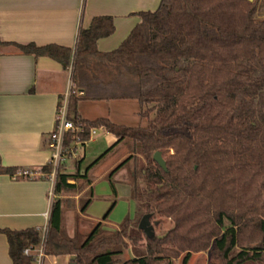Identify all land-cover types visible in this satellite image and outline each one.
Instances as JSON below:
<instances>
[{
  "label": "trees",
  "instance_id": "16d2710c",
  "mask_svg": "<svg viewBox=\"0 0 264 264\" xmlns=\"http://www.w3.org/2000/svg\"><path fill=\"white\" fill-rule=\"evenodd\" d=\"M257 10L249 0H161L156 10L139 13L140 23L111 51L97 42L114 33L112 16H95L80 28L74 47L18 45L71 68L68 116L84 125L82 139L104 127L116 144L133 142V154L111 175L144 159L131 178L135 218L115 231L98 223L78 245L62 233L63 200L56 198L46 254L75 256L74 264H174L181 256L189 264L192 254L210 251V264H264V20L256 19ZM111 99H136L147 126L78 115L80 100ZM156 151L166 170L153 159ZM73 177L84 179L58 173L57 195L89 183L77 187L68 182ZM144 214L154 227L164 219L172 225L148 237L138 227ZM0 232L14 264H35L25 248L41 242L37 229ZM143 238V253L120 261L129 242L137 246Z\"/></svg>",
  "mask_w": 264,
  "mask_h": 264
},
{
  "label": "crops",
  "instance_id": "0c3cea01",
  "mask_svg": "<svg viewBox=\"0 0 264 264\" xmlns=\"http://www.w3.org/2000/svg\"><path fill=\"white\" fill-rule=\"evenodd\" d=\"M160 1L0 0V228H34L41 237L45 230L47 235L49 219L45 214H50L52 208L49 200L51 151L48 140L56 127L58 106L71 82V71L62 63L49 56L24 53L18 45L33 43L38 46L57 44L74 47L80 28H87L95 16H112L114 33L97 42L99 50L111 51L119 47L140 23L139 13L156 10ZM131 100H80L77 112L87 120L106 117L116 124L126 125L118 120L127 116L126 103ZM89 108L98 113L93 117L87 115ZM136 112L139 114L140 108ZM101 130V151L86 163V145ZM117 140L115 134L100 127L82 147L76 146V151L69 153L61 166L60 172L80 173L89 182L81 190L55 196V199L63 200L62 233L78 245L85 242L98 223L106 231L119 228L122 223H113L109 218L118 204L120 191L127 199L135 201L131 178L136 159L127 161L113 175L110 174L134 152L132 141L125 139L116 144ZM68 142L72 143L71 137ZM130 163L133 165L130 178H124L122 181L126 186L123 190L119 189L116 179L122 176ZM24 169L38 172V175L24 176L20 173ZM102 177L108 180L112 194L96 193V185ZM84 179L73 177L68 182L78 187ZM114 200L116 205L105 218ZM135 208L137 214L136 202ZM41 243L42 238L39 244L26 248H30V254L35 257ZM9 249L7 235L0 232V264H14ZM73 260L69 254L45 253L40 264H74ZM35 264L39 263L35 261Z\"/></svg>",
  "mask_w": 264,
  "mask_h": 264
},
{
  "label": "rangeland",
  "instance_id": "374dc122",
  "mask_svg": "<svg viewBox=\"0 0 264 264\" xmlns=\"http://www.w3.org/2000/svg\"><path fill=\"white\" fill-rule=\"evenodd\" d=\"M253 1L258 2V10L256 13V19L258 21L264 20V0H253ZM126 104H127L126 110H127L128 114L126 117L120 118L121 120H118V121L121 123H124L126 125H129V126H147L148 120L145 118H141L140 115L137 114V112H136L140 108L138 101L133 99L131 101H128V103H126ZM86 111H87L86 114L91 115L92 117H93V115L95 116L96 113H98L97 111H94V108L93 109L89 108V111L88 110H86ZM92 112L94 114H92ZM123 115H124V113H123ZM102 133H103L102 130L98 131L97 137L86 145V150H87L86 163H88L93 157H95L98 153H100V151H101L100 147H101V144L103 142L102 141L103 136H101ZM128 140H130V139H128ZM143 162H144V159L138 157V159L136 160L135 170L138 167H141ZM131 164L132 163H130L128 166H126L125 171L123 173H121L122 176L118 177L116 179V185L119 189L123 190V188L126 186L122 180L124 178H126V179L130 178V173L132 172L131 167H133V165H131ZM103 165H104V163H103ZM98 170H100V169H98ZM96 193L112 194L111 193V186H110L107 179L102 177L98 180V183L96 185ZM123 194L121 193V191L119 192V195L117 196L118 204L115 207V209L113 210V212L111 213V216L109 218L113 223H117V224L123 223L127 219H133L136 217L135 201H133L132 199H127ZM113 198H114V195H113ZM137 217H138V215H137ZM171 225L172 224H171L169 219H164V221L161 225L155 226L156 234H162L168 228H170ZM145 241H146L145 238H143L138 243L137 246H135L134 244L129 242V246L123 250V253L121 255L118 256L120 261L127 260L133 256L141 255L144 251ZM212 260H213V257H212V254L210 253V251L203 252V253H196V254H192V256L189 260V264H210V262ZM174 264H182V256L175 259Z\"/></svg>",
  "mask_w": 264,
  "mask_h": 264
},
{
  "label": "built area",
  "instance_id": "2783aa9c",
  "mask_svg": "<svg viewBox=\"0 0 264 264\" xmlns=\"http://www.w3.org/2000/svg\"><path fill=\"white\" fill-rule=\"evenodd\" d=\"M71 71V68H70ZM74 82L71 78L70 88L66 93L63 100L60 102L57 110L56 116V127L54 131L50 134L48 145L51 151V156L49 160V165L51 167L48 176L51 180V188L49 192L50 203L53 204L56 196V183L57 176L60 172L61 166L65 162L69 153L76 151V149L86 142V140L81 138V134L84 132V125L81 122H74L68 116V106H69V97L72 93L74 87ZM98 128H91L89 132V138L96 134ZM71 137L72 143L68 142V138ZM69 143V144H68ZM78 146V147H76ZM76 148V149H75ZM24 176H35L38 175V172L30 171L24 169L20 172ZM47 219H50L49 212L45 214ZM46 230L44 236L42 237V243L39 249L38 254L34 257V260L39 264L42 261L43 256L45 255V239H46ZM30 248L25 249V254H30Z\"/></svg>",
  "mask_w": 264,
  "mask_h": 264
},
{
  "label": "water",
  "instance_id": "95a60500",
  "mask_svg": "<svg viewBox=\"0 0 264 264\" xmlns=\"http://www.w3.org/2000/svg\"><path fill=\"white\" fill-rule=\"evenodd\" d=\"M249 1H253V0H249ZM153 159L162 167L166 170V161L164 160L161 152L156 151L153 154ZM157 224V222H156ZM139 229L144 231V233L148 236V237H153L155 235V227L154 224H152L151 222V215L150 214H144L142 216V218L140 219L139 225H138ZM72 259H75V256H72Z\"/></svg>",
  "mask_w": 264,
  "mask_h": 264
}]
</instances>
